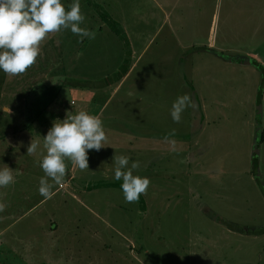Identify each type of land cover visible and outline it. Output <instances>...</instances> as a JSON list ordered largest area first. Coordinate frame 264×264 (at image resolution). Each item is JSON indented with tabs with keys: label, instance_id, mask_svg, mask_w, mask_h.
<instances>
[{
	"label": "rangeland",
	"instance_id": "374dc122",
	"mask_svg": "<svg viewBox=\"0 0 264 264\" xmlns=\"http://www.w3.org/2000/svg\"><path fill=\"white\" fill-rule=\"evenodd\" d=\"M80 4L95 39L62 29L26 73L0 70V168L15 177L0 187V264H264V231L227 225H264V137L253 142L264 132V69L223 55L261 49L264 67V0ZM168 29L177 36L162 37ZM100 83H109L105 147L89 150V169L66 161L46 199L43 137L67 115L94 113ZM186 93L194 106L174 123L172 104ZM32 139L40 147L28 155ZM115 155L138 161L134 174L151 181L136 203L125 202Z\"/></svg>",
	"mask_w": 264,
	"mask_h": 264
},
{
	"label": "clouds",
	"instance_id": "9594fccd",
	"mask_svg": "<svg viewBox=\"0 0 264 264\" xmlns=\"http://www.w3.org/2000/svg\"><path fill=\"white\" fill-rule=\"evenodd\" d=\"M84 21L80 0H72L67 9L62 0H0V70L7 76L26 73L36 64L48 36L62 29H70L81 38L95 39L94 31L81 27ZM191 106L194 105L190 94L178 96L170 110L173 122L180 123L182 113ZM175 134L176 129H172L168 136ZM107 139L102 120L84 110L54 122L43 137L44 151L38 161L45 174L39 182L40 194L51 199L53 187L64 183L68 175L66 161L80 170L89 169V150L99 152ZM39 147L40 140L32 139L27 154H35ZM129 159L126 155L113 157L114 176L116 180H122L125 202L136 203L141 194H147L151 181L148 177L135 175L139 162H132L129 166ZM49 178L53 183H49ZM13 183V169L8 165L0 168V187ZM5 208L6 205L0 203V212Z\"/></svg>",
	"mask_w": 264,
	"mask_h": 264
},
{
	"label": "crops",
	"instance_id": "0c3cea01",
	"mask_svg": "<svg viewBox=\"0 0 264 264\" xmlns=\"http://www.w3.org/2000/svg\"><path fill=\"white\" fill-rule=\"evenodd\" d=\"M158 5H159V3H157ZM161 9H162V7H161ZM168 11H166L165 13H167ZM260 19V20H259ZM238 20V18L235 20L236 21V26L237 27H242L243 28V24H244V22H242L243 20H241V22H239V21H237ZM262 20V17L261 16H259V18L258 19H256V21H254V24H253V26H254V29L252 28V30L253 31H255V30H260L261 29V24H260V21ZM246 26V25H245ZM245 26H244V28H245ZM122 30L124 31L125 30V28L123 29L122 28ZM239 32V28H238V31L236 30V34L234 35V37H239L240 36V34L238 33ZM170 34V35H169ZM172 34V35H171ZM177 34V31L176 30H174V32L171 30V29H168V30H165L164 32H163V36L162 37H165V36H169V37H175V36H177L176 35ZM256 36H258V34L256 35ZM213 47V46H212ZM210 48H211V46H210ZM220 50V51H219ZM215 51L216 52H221L222 50L220 49V47H218V49H215ZM224 52H242L241 54H243V53H247V54H252V55H254L253 57H255V58H253V59H255L256 61H260V58L259 57H257V55L256 54H261L262 52H261V49L259 50V49H242V50H233V51H230V50H223ZM224 55V57L226 58V59H228V57H230L231 55H229V54H223ZM238 55V54H237ZM246 55V54H245ZM236 56V55H235ZM247 57H248V59H250L251 57L250 56H248L247 55ZM228 60H230V59H228ZM240 62H243V61H240ZM260 63V62H259ZM131 62H130V64H129V66L127 67V68H130L131 67ZM116 84V83H115ZM100 85H102L101 83H100ZM100 85H97L95 88H93V105L94 106H96V110H94V113L92 112V114L93 115H96V116H98V117H100L101 115V112H102V110H103V108H104V106H105V103H106V100H107V98H108V95L107 96H105L103 99H101V97H100V95L101 94H103V92H102V90H101V87L102 88H105L107 85H109V83H107L106 84V86H100ZM115 88V85L113 86V88H112V90ZM96 89V90H95ZM95 90V91H94ZM70 101V100H69ZM99 102V104H98V106H97V103ZM112 114H114V112H112V113H110L109 115H111L112 116Z\"/></svg>",
	"mask_w": 264,
	"mask_h": 264
},
{
	"label": "trees",
	"instance_id": "16d2710c",
	"mask_svg": "<svg viewBox=\"0 0 264 264\" xmlns=\"http://www.w3.org/2000/svg\"><path fill=\"white\" fill-rule=\"evenodd\" d=\"M252 63H254V64H256L258 67H260V69H261V71L263 72V69H264V67H262L255 59H253V58H250L249 59ZM58 86V85H57ZM258 136H257V141H259V140H262L263 139V137H264V132H263V130H262V132L260 133L259 132V134H257ZM257 166H253V168H252V170L255 172V168H256ZM263 189V188H262ZM264 191V190H263ZM227 225L230 227V228H235V229H239V230H244V231H248V232H256V231H260V232H262V231H264V225H262V226H260V227H253V228H250L249 226H245L246 228H244V226H242V225H238V224H233V223H231V222H228L227 221ZM248 227V228H247Z\"/></svg>",
	"mask_w": 264,
	"mask_h": 264
},
{
	"label": "water",
	"instance_id": "95a60500",
	"mask_svg": "<svg viewBox=\"0 0 264 264\" xmlns=\"http://www.w3.org/2000/svg\"><path fill=\"white\" fill-rule=\"evenodd\" d=\"M228 59H237V60H239V61H243V62H247V61H250L249 59H248V57L247 56H245V55H242V54H238V55H236L235 57L234 56H230V57H228ZM257 141V139L255 138V139H253V142H256ZM254 148V147H253ZM253 148H252V150H253ZM254 150H255V148H254ZM257 168V167H256ZM255 168V172H254V176L255 177H259L260 175H259V171H258V169H256ZM260 180H261V178H260ZM262 181V180H261ZM250 228H253L252 226H249ZM246 228V227H245Z\"/></svg>",
	"mask_w": 264,
	"mask_h": 264
},
{
	"label": "flooded vegetation",
	"instance_id": "af4514ba",
	"mask_svg": "<svg viewBox=\"0 0 264 264\" xmlns=\"http://www.w3.org/2000/svg\"><path fill=\"white\" fill-rule=\"evenodd\" d=\"M257 142V141H256ZM256 142H254V143H256Z\"/></svg>",
	"mask_w": 264,
	"mask_h": 264
}]
</instances>
